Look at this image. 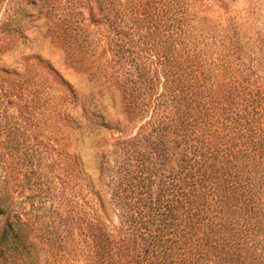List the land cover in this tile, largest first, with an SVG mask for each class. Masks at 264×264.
Returning a JSON list of instances; mask_svg holds the SVG:
<instances>
[{
	"label": "rangeland",
	"instance_id": "rangeland-1",
	"mask_svg": "<svg viewBox=\"0 0 264 264\" xmlns=\"http://www.w3.org/2000/svg\"><path fill=\"white\" fill-rule=\"evenodd\" d=\"M30 1L0 0V21L20 30L0 27V264H94L97 224L114 259L139 264L123 216L139 195L124 189L126 158L142 150L169 169L181 151L162 64L124 8L110 21L106 0ZM185 1L215 79L226 63L245 92L264 96V0ZM126 85L141 94L134 112ZM248 264H264V234Z\"/></svg>",
	"mask_w": 264,
	"mask_h": 264
},
{
	"label": "trees",
	"instance_id": "trees-1",
	"mask_svg": "<svg viewBox=\"0 0 264 264\" xmlns=\"http://www.w3.org/2000/svg\"><path fill=\"white\" fill-rule=\"evenodd\" d=\"M123 8L131 16L132 35L155 49L162 64L170 91V138L181 150L169 169L156 167L142 150L126 158L124 189L137 188L139 194L137 207L123 213L131 225L128 238L137 246L134 260L248 264L257 236L264 234V96L245 92L233 75H226V63L218 68L222 78L215 79L185 0H106V20ZM14 21L7 17L0 27L20 31ZM163 42L170 53L165 54ZM139 48L131 58L142 68ZM140 75L148 78L145 71ZM136 90L124 88L129 112L139 106ZM89 233L94 264H124L106 245L111 237L106 226L91 225Z\"/></svg>",
	"mask_w": 264,
	"mask_h": 264
}]
</instances>
